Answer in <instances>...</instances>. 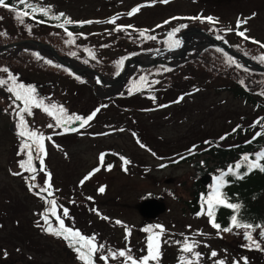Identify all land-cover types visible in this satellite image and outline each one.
<instances>
[{"label": "rangeland", "instance_id": "rangeland-1", "mask_svg": "<svg viewBox=\"0 0 264 264\" xmlns=\"http://www.w3.org/2000/svg\"><path fill=\"white\" fill-rule=\"evenodd\" d=\"M29 2L37 9L50 6L49 15H44L46 18L63 12L74 22L92 21L68 24L86 25L82 33L71 39L63 34L62 27L39 21L36 16L42 14L39 11L34 14V19L26 17L35 22L34 25H28L26 19L21 23L14 15L3 17L0 13V34L6 37L5 41L34 40L52 44L82 74L67 73L45 48L22 44L1 54L2 59L15 63L10 71L17 83L34 87L37 99H43L46 105L63 106L68 115L87 117L99 108L84 127L79 126V121L68 122L67 127L79 129L76 132L64 131L63 127H47L49 123L55 124V120L39 108H32V116L23 114L31 129L45 137L51 136V140L43 141L47 153L43 160L45 170L51 173L53 199L69 210L68 217H62L70 224L64 222L65 226L79 230L85 237L95 236V243L105 246L93 256L95 264H122L123 258L100 259L109 250L128 248L136 258L146 255L149 233L143 229L151 225H163L165 229L160 236L162 255L159 264H178L181 255L190 256L180 251L185 236L198 242L195 251L202 254L199 264H213L217 259L232 264L233 259L240 261L241 257H246L249 264H264V251L243 246L248 243L243 236L245 230L235 229L217 235V229L211 226L207 215L195 216L190 212L191 201L195 199L190 193L195 176L193 163L208 159L212 166L213 161L202 155L179 162L189 150L195 149L193 153L201 151L207 145L205 141L216 140L223 146L233 144L227 136L243 118L250 122L254 117L250 106L235 100L223 89L231 84V79H238L252 93L264 97V80L238 77L235 68L236 65L243 66L242 63L233 59L226 62L218 53H208L212 46L202 32L213 38L219 36L217 40L234 47L238 53L237 49L243 50L245 53L242 54L260 65L255 51L238 41L242 37L236 31L225 29H235L237 17H250L256 13L239 31L247 29L245 34L250 41L263 44L264 0H170L167 4L157 2L141 7L132 16L127 13L148 0ZM197 16H212L219 22L191 19ZM114 17H118L115 23L106 22ZM117 26H131L123 29L132 32L147 30L149 37L155 39H148L140 47L123 38ZM177 28L179 31H175ZM166 39L181 41L182 50L171 52L164 48ZM132 51L138 53L130 59L124 78L118 79L114 62ZM154 62L158 64L140 68ZM21 65L23 67L18 69ZM0 66L4 69L7 64ZM250 70L257 72L253 68ZM0 77H5L7 84L14 86L6 72L0 71ZM181 96L183 100L174 103ZM7 97L9 95L0 90V107H4V115L0 113V212L5 210L9 216L11 204L17 207L16 214L9 216L11 220L6 218L0 224V264H80L64 239L52 235L43 237L33 229L38 237L32 241L41 244L40 248H34L27 239L31 238V233L18 234L19 230L15 229L16 221L23 225V231L31 223L36 226L46 207L43 199L25 191V176L11 174H22L17 162L22 155H18V117ZM17 105L23 106L20 101ZM141 143L145 147H141ZM197 144L201 145L196 147ZM32 153L37 155L35 146ZM101 154H104L102 163L99 160ZM121 157L130 163L124 166ZM32 163L37 169L33 173L37 184L43 187L45 172L39 170L38 159H33ZM108 165L112 166L110 170ZM97 167L100 170L81 184L83 177ZM30 183L33 184V180L27 181L28 185ZM101 186L105 188L103 193L98 191ZM151 198H156L160 210L148 217L141 207ZM58 214L62 216V209H58ZM117 220L122 224H116ZM125 226L131 232L127 239ZM53 227L58 224L55 222ZM260 231L252 233L253 237L260 239ZM212 250L218 253L217 257L210 258Z\"/></svg>", "mask_w": 264, "mask_h": 264}, {"label": "snow or ice", "instance_id": "snow-or-ice-1", "mask_svg": "<svg viewBox=\"0 0 264 264\" xmlns=\"http://www.w3.org/2000/svg\"><path fill=\"white\" fill-rule=\"evenodd\" d=\"M164 3L167 4L170 2V0H148V2L144 5H137L136 7H133L128 13V16L135 15L140 11L141 7L145 6H152L155 3ZM22 6V7H18ZM0 7L8 8L10 11H13L15 13V18L18 19L21 23L24 22V17H30L35 18L34 14L39 11L43 15L48 16L50 11L49 8H39L37 9L35 6H33L29 0H16L15 5H9L6 3V0H0ZM256 13H253L250 17H237L236 20V28H228L225 29V31H236V34L241 36L245 40L251 39L248 37L245 33L247 29H244V31H239V29L248 23L250 19H252ZM56 20H60L63 18V22L58 25L59 27H64L65 25L72 24V23H92V21H80V22H74L70 18L66 16L65 13L61 12L54 17H52ZM118 17H114L106 21L107 23H115V20ZM173 19H178L174 17ZM191 19H199L202 22L207 21L209 23H218V18L212 17V16H197ZM167 23V21L165 22ZM123 27H131V26H117V30H120ZM180 27H184V25H181ZM147 30H141L140 35L144 36L145 32ZM175 31H179V28H177ZM69 36H71V33H68ZM148 39H155V37H147ZM220 39V37H217ZM71 42V41H69ZM253 43L260 44V47L264 48V44H261L259 41H252ZM180 41L176 40L175 45L179 46ZM219 51V49H217ZM92 55L91 53H89ZM264 59V57H262ZM48 63H51L48 61ZM0 71L8 72L7 68L0 69ZM9 80L12 81L13 87H9L8 91L14 94L15 100L20 101L22 103V107H17V109H14L15 115L19 117L18 121L16 122V128H17V137L23 138L20 140V149L18 151V155L20 154V151L27 150L28 159L26 161H18V165L21 169H24L25 171H28L30 173L36 172V168L33 166V159H38L40 163V171L45 172V181L44 186L39 187L36 184H30L29 185V191L33 192L34 188H38V191L34 192V195H37L41 199L45 201V204L47 207L44 209L42 213H40V216L43 220V225L40 224V222H37V227H40L41 230L45 233L51 234L53 236L57 237H63L65 240H71L72 242L79 244V247L76 248V251L80 253L79 259L84 261V264H94L93 256L97 251H101L104 249V245L100 244L97 245L95 243V236L93 237H85L83 236L79 230H74L73 228H69L65 226L64 219L62 217H68L69 210L67 208H64L62 205H58L57 201L55 199H47V197L53 196L52 189V183H51V173L47 172L45 170L44 166V160L43 156H46L47 153L45 151L44 143L43 141L45 139L51 140V136L45 137L43 133H40L36 131L35 129H31L28 125L27 121L25 120L24 113H26L28 116H32V108H39L44 113H46L49 117H52L55 120V124L49 123L47 127L49 128H60L63 127L64 131H76L75 128H69L67 127L68 122H80V127H84L85 125H88V123L94 118L96 115V112L99 111V108L94 110L91 114H89L87 117H81L80 115L76 114H66V109L63 106H59L55 103L46 105L44 103L43 99H37L35 95V88L31 86H25L21 83H17L15 80V77L9 73ZM143 79V77L141 78ZM7 83L6 80L0 79V86L5 85ZM183 96L179 97L174 103H179L181 100H183ZM160 107H166V105H161ZM59 113L60 115H57ZM264 119V118H262ZM260 121H256L253 123L252 127H255L257 124H259ZM235 131V129H233ZM61 134V133H57ZM264 136V131H260L256 133V137ZM256 137H253L255 139ZM225 137H221V139H224ZM139 143V141H138ZM251 143V141H249ZM35 146L37 155L33 156L32 153V147ZM141 147H145L142 143L140 144ZM57 147H59L57 145ZM191 151V150H189ZM42 154V155H41ZM254 157V158H253ZM183 159V157H181ZM99 160L101 163L104 160V154H101L99 157ZM121 160L123 161V165L126 166L130 163L127 159L124 157H121ZM242 162H246V171L240 172L239 170L242 167V164L240 162L236 163L235 166H229L227 172H221L219 176L215 177V184L212 189V194H210L206 199V211L200 214H205L209 217V223L211 226L215 229H217V235L220 234V232H230L233 228L236 229H245L243 232L244 239L248 241L247 244L243 245L244 247H247L249 249H256L260 251H264V225H253L251 223H242L240 219L238 218V210L240 209L241 205L238 203H231L227 200L224 193L221 191L222 187L228 183V181L225 180V176L231 174L235 176L237 179H243L244 176H246L249 172L253 171L254 169H259L261 172H264V163H261V161H264V150L257 151L253 154L252 157H250L249 154H244L241 157ZM111 165H108L109 170L111 169ZM123 167V166H122ZM100 168L97 167L92 170V172H89L87 175L83 177V179L80 181L81 184H83L86 180L90 179L92 175H94L95 172L99 171ZM124 171H127L126 167H123ZM12 175H21L19 172H11ZM28 180H35V176L31 175L26 178V183ZM98 191L100 193H103L105 191L104 186H101ZM42 193H46L47 197L44 195H41ZM91 199V197H89ZM74 203V201H73ZM224 206L230 209H233L234 214L231 217V223L229 227H221L220 224L216 223L215 216H214V210L219 207ZM58 209H62V216L58 214ZM92 211L97 212L96 209H92ZM97 215H100L97 212ZM50 217H54L56 220V223L58 224V227H53ZM105 220H108V217H102ZM116 224H122L121 221L117 220L115 221ZM256 228H260L261 231L259 233L260 239H256L252 235V231H254ZM153 229H159V231H153ZM143 231L149 233V235L146 238V255L141 256L140 258H136L131 254V250L128 248L125 249H119V250H109L107 255H102L100 259L107 261L109 256L113 259L116 258H123L122 264H159V260L161 258V241L160 236L165 232V229L163 225H151L143 229ZM131 234L130 229L125 226V239ZM83 242V243H81ZM177 244H181V242L177 241ZM198 246V242L193 240H190L187 236H185L180 251L182 253H188L190 256H184L181 255L178 258V264H199V261L201 259L202 254L200 252L195 251V248ZM4 255L7 256V252H4ZM218 253L215 250H212L210 252V258L217 257ZM213 264H226L224 259H217L213 261ZM232 264H249L246 257H241L240 261H237L233 259Z\"/></svg>", "mask_w": 264, "mask_h": 264}, {"label": "trees", "instance_id": "trees-1", "mask_svg": "<svg viewBox=\"0 0 264 264\" xmlns=\"http://www.w3.org/2000/svg\"><path fill=\"white\" fill-rule=\"evenodd\" d=\"M6 3H8L9 5H15L16 0H6ZM18 7H22V6H18ZM0 10H2L0 13L1 15H3V17H8V16L12 17V15L15 16V13L13 11H10L8 8L0 7ZM36 16L39 21L48 23L53 26H58L63 22V18H61L60 20H56L54 18H46L43 14H36ZM23 19H26V17H24ZM26 21L28 25H34L35 23L27 19ZM85 27L86 25H78V24L65 25L62 28L63 29L62 32L65 36L71 39H75L76 38L75 36L82 33ZM59 31L61 30L59 29ZM133 31L134 32L127 31L126 29H123V28L122 30H118V32L122 34L123 38L128 39L131 43H134L142 47L143 43L148 41L147 37H149V35L146 32L145 35L141 37L140 32H138L141 30H133ZM68 33H71L72 35L69 36ZM33 39H36V38H33ZM5 40H6V37L3 35V33H1L0 34V46H6L9 44L19 42L17 40H12L9 42ZM175 41L176 40L166 39L165 44L162 46L169 50L174 49L177 47L175 45ZM238 41H240V43H243L244 46L248 48L249 50L255 51V57L258 58V63L262 65V67H264V59H262V57H264V48L260 47V44L253 43L252 41L245 40L243 38H239ZM48 45L52 46L59 56H63L62 55L63 52H61L59 48H57L56 46L52 44H48ZM73 45L77 46L75 42H73ZM139 46L138 48H140ZM232 48L235 49L234 47ZM217 49L218 48L211 47L207 52L208 53H218V55H220V57L223 58V60L226 62H229L231 59H233L231 56H229L222 50L219 49L218 51ZM139 50H141V48ZM237 50L240 51V54L245 53L243 50H239V49ZM137 53L138 51L137 52L132 51L131 53H129L128 55L124 57L117 58L115 60L116 63L114 62V64H116L115 73L119 75L121 70L123 69L126 59L134 57ZM31 54L33 56H37L36 53H31ZM12 61L8 62L2 59L0 56V64L2 63L7 64V66H5L8 69V72H6L7 79L9 77V73H12L10 69H13L15 66V63H12ZM22 67L23 66L21 65L18 69H21ZM2 68L3 66H0V69ZM65 70L68 71L67 73L74 75L70 70L68 69H65ZM152 70H155V68H152ZM235 73L238 77L249 76L250 78L256 81L264 80V73L254 72L240 65H236ZM0 79L6 80L5 77H0ZM228 79L230 80L231 78H228ZM9 81L12 83L11 80ZM230 82L231 84L227 86L225 89H223V91L228 92L235 100L243 101L245 105L250 106L254 114V117L251 119L250 122H247L248 121L247 118H243L242 121L235 128V131L231 132L227 136L229 140L234 142L233 144H230L228 146H223L222 143L220 144V142L216 140H213L211 142L208 140V141H205L204 144H207V145L201 151L193 153V151L195 150L193 149L189 151L187 156L179 160V162H184V161L191 160L194 157H200L202 155H207L208 158L213 161L212 163L214 165L212 166H210L208 159H204L203 161L197 160L195 163H193L195 176L193 179L194 183L192 185L190 193H191V197H195V198L199 195H202L201 205L203 207V212H205L207 208L206 199L210 194H212V189L215 184V177L219 176L222 171L227 172L229 166H235V164L238 162L242 164V167L239 171L242 173L245 172L247 170L246 162L241 161L242 155L249 154L250 157H252L255 152L264 150V136L256 137L257 132L264 131V119H262L264 118V97L256 93H252L250 90H248L245 87L243 81H240L238 79L236 80L231 79ZM9 87H12L11 84L6 83L5 85L0 86V90L5 95H9L10 98L7 97V99H8L10 107L13 106L15 109H17L18 107L17 102L19 101L15 100L14 94L12 93L11 95V92L8 91ZM127 101H130V100L127 99ZM3 110H4V107L3 106L0 107V113L4 115ZM258 120L260 121V123L257 124L255 127H252L253 123ZM253 137H256V138L253 139ZM227 138L226 139L224 138L225 141L227 140ZM249 141H251V143H249ZM18 143H20V139H18ZM200 145L201 144H197L196 147ZM19 149H20V144L18 145V151ZM20 153L22 156H21V159L17 160V162L26 161L28 159L27 150L20 151ZM261 163H264V161H261ZM21 170H22V174L20 176H25V178H27V176H29L30 174L34 175L33 173L25 171L24 169H21ZM204 177L210 178V182L203 183L202 179ZM225 180L228 181V183H226L222 187L221 191L224 193L225 197L227 198L229 202L238 203L241 205L240 209L238 210V218L240 219V221L242 223H251L253 225H264V172H261L259 169H254L253 171L249 172L246 176H244L243 179H237L235 176L229 174L225 176ZM33 183L38 185L36 179L35 181H33ZM23 186H24L25 191L29 192L31 195H34L33 193L38 191V188H34L33 192H30L29 185L25 181H23ZM41 187H42V184H41ZM41 195L47 196V194H44V193H42ZM35 196L37 198H40L37 195ZM53 198L54 196L50 197V199H53ZM11 205H12V209L10 210V215H9L10 217L16 214V207H17L14 204H11ZM188 205L190 206V204ZM10 207L11 206L9 205V209ZM45 207H47L46 204H45ZM233 214H234L233 209H230L224 206H219L214 210L215 221L216 223L220 224L222 228L230 226L231 217ZM9 216L7 212H5V210H2L0 212V224L2 225L3 224L2 222H4V219L6 218H9L11 220ZM50 221L52 225L56 222L54 217H50ZM39 222L41 225H43L44 223L42 219L41 221L39 220ZM64 222L70 226V224L67 221H64ZM22 226L23 225H21L19 221H16L15 229L19 230L17 233L18 234L19 233L27 234V232L31 233V238H27V239H29L28 241L34 248H37V247L40 248L41 244H37L32 241V238L38 237L37 235H34L33 229L35 230V233L42 234L43 237L51 235V234L43 232L40 227L37 228L36 227L37 225L36 226L32 225V223L31 225H29V228L26 231L21 230ZM235 229L236 228H233L232 230H235ZM259 229L260 228H256L254 231H252V233H256L257 230ZM237 230H245V229L241 228ZM32 235H34V237H32ZM58 238L63 239V237H58ZM65 241L68 243L70 248L77 255V259L80 262V264H84V261L79 259L80 253L76 251V248L79 247V244H76L72 241L70 242L69 240H65Z\"/></svg>", "mask_w": 264, "mask_h": 264}, {"label": "water", "instance_id": "water-1", "mask_svg": "<svg viewBox=\"0 0 264 264\" xmlns=\"http://www.w3.org/2000/svg\"><path fill=\"white\" fill-rule=\"evenodd\" d=\"M202 33L206 37L207 41L209 42V44L212 47H215V48H218V49L222 50L223 52H225L226 54H228L229 56H231L232 58H234L238 62H241L247 69L253 68L257 72L264 73V67H262L260 65H256L250 59H248L246 56L236 52L228 44L223 43V41L217 40L216 38H213L212 36H210V35H208V34H206L204 32H202ZM22 44H34V45H36V46H38L40 48H45L46 50L51 52L52 56L59 62V64L61 66H63L64 68L69 69L71 72H73L77 76L82 75V74H80L81 72L79 70L74 69L69 64L70 59H68L66 57L59 56L58 53L52 48V46L47 45V44H43V43H40V42H37V41H34V40H24V41L16 42V43L9 44V45H6V46H0V55L2 53L6 52L7 50H9L11 48H15L17 46H20ZM182 48H183V44L180 41V44H179L178 47H176V48H174L172 50H169V51H171V52H177L178 51L179 52V51L182 50ZM129 62H130V59L126 60L121 73L118 75V79H123L124 78ZM156 64H158V63L154 62V63H151V64L140 66V68L151 67V66H154ZM93 73L96 74V72H93ZM96 81H97V79H96ZM202 181H203V183H206L208 181V178H205ZM30 184H32V183H30ZM200 200H201V195H199L197 198H195L191 202V210H190V212L193 215H198L201 212V210H202V207L199 205ZM159 210H160V206H159V204H158V202L156 200H148V201L144 202L142 204V207H141V211L143 212V214L145 216H148V217L154 215Z\"/></svg>", "mask_w": 264, "mask_h": 264}]
</instances>
